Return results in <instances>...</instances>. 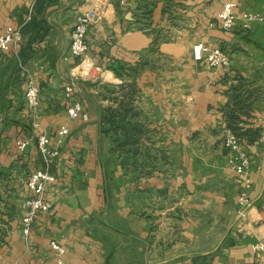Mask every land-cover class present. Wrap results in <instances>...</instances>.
Returning a JSON list of instances; mask_svg holds the SVG:
<instances>
[{
    "label": "crops",
    "instance_id": "0c3cea01",
    "mask_svg": "<svg viewBox=\"0 0 264 264\" xmlns=\"http://www.w3.org/2000/svg\"><path fill=\"white\" fill-rule=\"evenodd\" d=\"M90 1H82L72 11L68 7L69 0H59V4L66 3L67 6L55 4L49 7L46 13L49 29L42 39L33 41L29 33L24 35V42L16 50L0 51V117L3 120L0 125V164L9 169L8 181H0L9 184L8 194H21L23 179L18 172L28 170L30 174L33 169L43 166L37 148L38 131L32 125L25 99L22 108H17L16 89L9 80V63L16 60L20 66L36 71L41 100L40 129L51 135L52 142H56L60 126L66 125L70 129V136L61 147V156L52 169L59 177L47 193L53 207L49 212L37 215L28 238L22 230L27 192L16 201L13 198L7 200L8 195L1 198L0 217L8 223L10 230L4 234L0 264H53L52 241L65 248L67 264H121L117 252L111 256L107 252L108 237L125 239L129 261L123 264H137L135 254L143 247L148 251L147 264H264V253L257 255L254 251V246L264 237V22L255 24L251 30L238 22L233 30L224 31L215 19L222 9L219 0H107L102 4V21L88 36L90 52L78 65V60L68 58L66 37L69 39L70 28L64 20L71 11L77 16L95 7ZM35 2L0 0V32L7 26L23 28L28 24ZM147 12L151 13L150 18ZM244 12L264 17V0H246L236 10L237 15ZM177 15L192 17L195 25L204 32L203 41L216 45L214 47L221 44L243 48L244 52L237 53L236 50L229 55L230 72L208 73L204 70L206 62L195 60L193 51L189 56L182 53L186 46L193 47L184 39L185 31L172 29L171 20ZM157 30L163 32L162 37L173 35V39L177 38V42L160 45V52L169 55L166 58L189 61L198 67L206 64L197 72L194 80L197 88H192H200V92L184 94L182 98L187 102L192 98L191 106L196 104L202 112L209 111L210 118L204 116V119L208 118L210 122L220 120L219 124L228 126L226 113L233 110L239 115L242 128L260 129L247 148L251 162L247 172L251 182V209L243 216L246 224L239 234L230 230L231 226L219 233V224L226 223L232 215L238 218L234 216L235 208L231 212L225 208V197L230 195L236 199L238 209H242L238 203L236 176L224 169L226 157L222 153L210 173L202 171L199 161L180 167L175 178L170 177L167 166L156 172L144 171L140 181L131 185L130 204L126 200L127 189H112L114 186L108 181L102 151L104 106L95 96L101 91L77 78L75 71L88 59V65L92 63L95 68L106 65L116 68L124 63L136 66L143 57L141 53L154 46ZM28 51L35 54L27 56ZM41 67L44 69L40 70ZM111 74L104 73V76L120 82L114 73ZM174 75L186 86L188 78L196 77V73L186 71ZM154 76L146 72L145 78L153 80ZM165 78L169 80L170 75L162 72L161 79L164 81ZM73 81L78 86L75 100L81 102L89 114L88 122L72 120L68 116L65 88ZM169 87L163 86L162 96L170 93ZM145 90L153 91L154 88L147 86ZM259 100L263 107L256 109ZM138 105L144 107L146 104ZM21 138L30 139L31 144L25 155L16 159V143ZM216 176L220 187L231 181L235 186L232 189L227 186L219 195L217 191H205L208 179ZM9 211L13 215L7 214ZM256 212L260 216L258 220H255Z\"/></svg>",
    "mask_w": 264,
    "mask_h": 264
},
{
    "label": "rangeland",
    "instance_id": "374dc122",
    "mask_svg": "<svg viewBox=\"0 0 264 264\" xmlns=\"http://www.w3.org/2000/svg\"><path fill=\"white\" fill-rule=\"evenodd\" d=\"M82 1L85 2L86 0H69V9L72 10L73 7H76L78 4L80 5ZM90 2H94L93 6H97L101 0H91ZM57 4L59 7H62V5L65 7L67 6L65 5L66 3L61 5V3L59 4L58 2ZM72 11L68 13V17H65L66 19L64 20L65 25H68L70 28L68 29V33H70V35L76 20V14ZM150 14V12H147V17L150 18ZM73 16L74 22L72 21ZM171 27L172 29L185 31L184 39L188 40L190 46L193 48L200 43H204L209 46L212 45L210 42L203 41L205 38L204 32L198 28V24L195 25L192 21V17L186 15L173 16L171 20ZM157 31L158 32L155 36L153 44L154 46L141 53L143 57L141 58V62L136 66L124 63L125 65L121 68L119 66L114 68L113 66L108 65L102 67L96 66L95 68L91 62V64L88 65V59L77 72L75 71L77 78L80 80L84 79L86 83H91L96 86L97 91H101L98 96H95L100 98L97 100L102 101L104 109L110 106L113 108H120L121 106H119L120 103H117V99L119 102H122L123 105L124 103L130 104V107L133 109L132 117L129 118L132 124H140L144 126L145 130H147L146 135L141 139V145H139V152L137 153L133 152V147L119 146V144L117 145L114 142V140L118 138L120 140H124L125 137H123L124 132L122 129L118 130L117 133H103V140L105 142L102 151L108 181H110L114 186L112 189H116L117 191L122 187L127 189L126 200L129 204L132 193L131 185H136L137 180L140 181V178H142L140 174L145 173L144 171H148L150 173L153 171L156 172L162 167L167 166L170 168V177L175 178V174L178 172L180 167H185L186 164L187 166H190L191 164H196V162L199 161L200 164H202V171L210 173V170L217 166L216 162H218V157L220 156V153H222L223 156L226 157L223 164L224 169H226V172L231 173L234 176L227 159L229 151L225 147V138L229 131L234 133L236 132L228 126L223 127V124L218 123L220 120H217V123H215L210 122L208 118L204 119V116H211L209 115V111L202 112L196 104L191 106L192 98L188 99V102L182 98V95L184 94L196 95L197 92H200V88L198 90H192V88H197V86L194 85V80L197 78V72L202 71L206 64H203V67H198L189 61L166 58L169 55L162 54V52H160V45L164 42H177V38L173 39V35H165V37H162L163 32L161 33L160 30ZM69 41L70 40L66 37V43L69 44ZM212 46L214 47L216 45ZM218 47L226 52L228 56L234 54L236 50L238 51L237 53L244 52L243 48H232L221 44H219ZM193 48H188L186 46V50L184 49L182 53L189 56V54L193 51ZM33 54H35V52H27V56H33ZM83 61H85V58L78 60V65H81ZM206 66L207 67H205L204 70L208 73L218 72V69L215 70V68H211L208 65ZM97 67L101 69H97ZM117 68L120 77H118L114 72ZM231 70L232 67L230 66V68L225 72H230ZM8 71L11 73L9 78L11 85L16 89V97L19 104L17 108L21 109L23 104L22 100L25 99V97L24 91L22 90L24 86V78L22 77L20 62L14 60L9 63ZM108 71H112L116 78L120 79V82L105 77L104 73L111 74ZM183 71L196 73V77H193V79L192 77L187 79L188 86L182 84L176 75H174ZM146 72L154 74V79L147 81L145 78ZM162 72L169 74L170 79L167 80L165 78L166 80L163 81L161 79ZM113 73L111 76H113ZM143 79L145 80L144 83ZM168 85L170 86L168 89L170 93L162 96L163 86L167 87ZM147 86L154 88V90L146 92L145 87ZM86 98H90V96L86 95ZM142 103L146 105H144V107L138 105ZM259 107H263L261 100H259V102L255 105L256 109ZM117 120L119 124H122L121 119ZM221 122L223 123L224 120L222 119ZM236 134L240 136V134ZM241 137L246 140V143H244L245 147L249 148L251 144H249L247 140L248 137ZM1 150L2 146L0 143V153ZM8 170L0 164V174L2 176L1 180L8 181ZM17 174L23 179L20 192L21 194L26 193V180L29 176L28 170H24L21 173L18 172ZM138 175L140 176L138 177ZM0 182V190L5 193L4 194L0 191V202H3L1 198H4V195H8L6 198L7 200L13 198V200L16 201L21 198V194L18 195V193H16L15 196L12 193L8 194L7 192L10 191V189H8L9 184L4 185L2 181ZM219 183L220 180H218L217 176L210 177V180L208 179L204 189L205 191H217L219 195L220 192L227 189V186H229L230 189L235 186L233 181L229 184L225 182V185L222 187L219 186ZM3 187L5 189H2ZM12 191L14 190L12 189L11 192ZM25 198L26 197L24 196V200ZM225 198H227V201H224L225 208L230 212L235 208L234 216H238V218H233V215L232 217L229 216L230 219L226 223L219 224V233L222 234L223 230H226L227 226H231L230 230L239 234L240 231L242 232L244 230V226L246 224V220H244L245 218L243 216L251 208L247 207L245 211L242 210L243 207L240 206L242 208L240 210L235 202L236 199H232L230 195ZM2 209L3 206L0 205V215L2 214ZM7 210L8 208L5 209V212ZM10 212L11 211L7 214L13 215V212ZM255 218V220L260 218L257 212L255 213ZM224 220L225 219L222 221ZM107 226L110 227L108 224ZM9 230L10 228L8 223H5L0 217V249L5 246L4 234ZM125 243V239L122 238L114 240L112 237H108L106 240L108 254L110 253L111 256V254L117 252L121 264L129 261V248L125 246ZM139 247L143 246L139 244ZM147 252L148 251H145L144 247L142 250L139 249V251L135 254L134 261L136 260L137 264H147ZM115 262L118 263V260H115Z\"/></svg>",
    "mask_w": 264,
    "mask_h": 264
},
{
    "label": "built area",
    "instance_id": "2783aa9c",
    "mask_svg": "<svg viewBox=\"0 0 264 264\" xmlns=\"http://www.w3.org/2000/svg\"><path fill=\"white\" fill-rule=\"evenodd\" d=\"M107 0H101L99 5L80 12L76 16L75 25L70 35L68 49V58L71 60H80L86 57L90 52V42L88 39L90 30L102 21V4ZM222 2V9L215 15L220 27L224 31H231L239 22L240 25L251 30L255 24L264 22V17L252 12H244L237 15L236 10L246 0H219ZM24 42L22 28L16 26H7L0 32V51L9 53L16 50ZM193 56L197 61H205L206 64L218 70L227 71L230 66V57L219 47H212L204 43L197 44L193 48ZM22 77L24 78V97L25 107L32 120V125L38 135L36 136L38 152L41 156L43 166L33 169L26 180V192L22 219L23 233L26 238L29 237L32 226L37 215L41 212H49L53 205L47 199V193L58 182V175L52 171L56 160L61 156V147L66 138L70 136L68 126H60L57 130L56 142H52V137L46 131L40 129V87L38 85L37 73L34 70L22 66ZM44 68L41 67L40 70ZM76 82H71L65 88V97L67 100L68 116L72 120L81 119L84 122L89 121V114L84 110L81 102L76 101L74 93L77 88ZM246 141L236 133L229 131L225 138V147L229 151V165L236 176V183L239 188L238 203L241 207H249L251 198L249 191L251 182L247 179V172L250 168V157L245 147ZM31 141L28 138H21L16 143V159L22 158L27 152ZM54 251L53 264H67L65 261V248L56 241L51 242ZM257 255L264 253V237L254 246Z\"/></svg>",
    "mask_w": 264,
    "mask_h": 264
},
{
    "label": "trees",
    "instance_id": "16d2710c",
    "mask_svg": "<svg viewBox=\"0 0 264 264\" xmlns=\"http://www.w3.org/2000/svg\"><path fill=\"white\" fill-rule=\"evenodd\" d=\"M59 0H36L33 13L31 15V21L23 26L22 32L24 35L32 34V40L35 41L36 39H42L44 35L47 33L49 29L48 19L46 18V13L49 7L57 4ZM123 64H120V68L123 67ZM116 75L120 77L118 72V68L114 70ZM117 103H120V108H113L112 106L103 109L102 116H101V132L102 133H117L118 130L122 129L124 134V140H120L119 138L114 140V142L119 146H127L133 147L134 153L139 152V145H141V139L146 135L147 130H145L144 126L140 124H132L131 120L129 119L132 117L133 109L130 107V104L123 105L122 102H119L117 99ZM123 109V111H122ZM228 118V127L235 131L236 133L240 134L241 136L248 137L247 140L249 144H252L254 140L259 135L260 129H247L245 130L240 126V117L236 111H229L226 113ZM117 119H121L122 124H119ZM127 119V120H126ZM242 138V137H241ZM131 151V150H130ZM2 176L0 174V180Z\"/></svg>",
    "mask_w": 264,
    "mask_h": 264
},
{
    "label": "water",
    "instance_id": "95a60500",
    "mask_svg": "<svg viewBox=\"0 0 264 264\" xmlns=\"http://www.w3.org/2000/svg\"><path fill=\"white\" fill-rule=\"evenodd\" d=\"M135 8H136V7H135ZM2 121H3V120H2V118L0 117V125H1Z\"/></svg>",
    "mask_w": 264,
    "mask_h": 264
}]
</instances>
